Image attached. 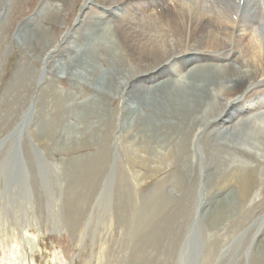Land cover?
Instances as JSON below:
<instances>
[{"label":"bare ground","instance_id":"6f19581e","mask_svg":"<svg viewBox=\"0 0 264 264\" xmlns=\"http://www.w3.org/2000/svg\"><path fill=\"white\" fill-rule=\"evenodd\" d=\"M49 1L51 4H58L51 5L45 15L47 20L55 12L60 17L63 13L70 12L71 6L72 11L74 7L77 9L74 15L69 14L75 21L71 35L75 39L64 45L54 62H58L56 65L59 74H66L70 84L68 94L59 97L54 110L58 112L59 118V115L76 118L75 122H65L59 131L57 148L70 151L69 147L77 146L92 127L99 129L100 122L111 113L112 110H108L109 114L103 113L106 103V97H102L104 94L84 96V91L79 95L71 91L73 86L95 83L94 85L102 88L114 86L126 89L123 92L124 98L129 101L123 104L126 113L121 127L124 133L138 127L133 138L126 142L128 157L136 161L141 159L140 150L158 147L157 156L166 149L170 162L181 163L180 169L144 191V201L135 211L136 226L131 240V254L126 264H157L150 257L151 251L158 249L159 241L164 246L166 239L173 233L178 217L183 216L186 202L192 200L198 192H195L196 182L192 187L187 184L188 181L185 183L188 174L192 173V160L187 161L188 151L195 147L193 143L198 135H201V143L207 150L208 172L206 187L201 196L206 197V201L198 212L199 241L198 244L195 242L193 249L199 254L205 247L200 264H207V261L216 257L215 246L222 241L221 235L215 232L216 229L220 226L227 229L228 220L235 218L244 209H249L253 202L251 198L254 186L264 184V169H260V162L264 160V49L261 51L264 48V0H246L240 19L241 26L237 39L235 38L236 46L232 49L229 47L233 44L234 36H229L232 29L229 30L228 26L236 28L237 23L235 24L231 11L238 12L241 6L234 1L213 0V4L212 0ZM216 2L223 5L224 9L221 7L223 10L218 11L214 5ZM150 6L152 10L149 11ZM42 15L43 13L39 16ZM208 23L212 28L215 27L213 23L218 24L216 31L223 29L230 43L225 37L213 34L209 30L211 27H205ZM27 26L24 25L19 34L22 42H26L28 34H31L30 29L26 30ZM185 28L187 36L182 31ZM31 31H34L33 36L36 38L51 35L49 30L40 26ZM244 31L258 36L255 40L253 38L247 41L239 55L240 46L245 39ZM23 64L26 66L19 70L9 87L10 97H13V93L20 92L24 84L33 79L32 64ZM51 71L55 69L52 68ZM54 79L53 76L52 81L43 87L38 98L36 118L38 123L42 120L37 129L31 130L33 135L55 129L56 117L44 116L38 109L40 103L43 105L42 110L53 103L57 92L53 85ZM92 115L98 116L99 120L90 121ZM80 126H83L82 132L77 131ZM101 138L102 135L100 137L99 133H94L91 142L98 144ZM33 145L37 144L33 141ZM27 146L26 149L23 147L22 154L21 146L12 144L11 154L5 155L1 163H6L8 167L10 160L13 161L14 166H10L9 173H14L15 183L23 189H29L24 154L31 161V167L36 172L38 170L37 176L46 180L45 184L49 183L47 180L50 178L58 185L62 181L59 185L61 188L65 182L69 183L66 208L72 219L71 227L77 228L86 203L90 200L89 190L93 187L95 177L107 166L104 167L103 162L105 164L111 160L108 159L110 151L104 149L99 154L84 153L67 158L56 167L58 174L54 175L55 168L53 165L48 166V158L45 160L43 152L36 155L35 150L32 151L29 146L27 150ZM36 149L38 151L39 147ZM33 153L36 157H33ZM32 160L38 162L33 163ZM229 169H232L230 173ZM221 178L222 185L217 192H213L211 186ZM126 181L125 174L118 166L114 176L109 179L112 191L107 194L108 199L114 195L115 213L122 208L116 203L118 196H121L123 207L129 201L131 209L134 206L131 192L127 188L123 193L117 192L118 187ZM39 182L35 180L34 184ZM236 183L239 184L238 190L232 187ZM175 192L180 195L183 193L181 201L175 198ZM235 196H240L247 202H237ZM168 206L173 211L169 216L164 214ZM111 208L113 207L108 209ZM193 208L195 209L194 205ZM189 213L191 214L188 216H191L194 212L189 210ZM122 219L125 220V216ZM164 220L168 221L165 226L161 225ZM205 227L209 229L210 240L204 235ZM157 231H160L159 237L155 236ZM179 233L177 231L169 250L175 248ZM263 241L261 239L256 244L261 260L264 259ZM194 261L196 263L197 260Z\"/></svg>","mask_w":264,"mask_h":264},{"label":"rangeland","instance_id":"374dc122","mask_svg":"<svg viewBox=\"0 0 264 264\" xmlns=\"http://www.w3.org/2000/svg\"><path fill=\"white\" fill-rule=\"evenodd\" d=\"M230 1L242 6L238 12L236 11L237 14L231 11L234 22L237 23L236 28L233 25L228 26L229 30L232 29L229 36H234L233 44L229 47L232 49L236 46L235 40L241 26L240 19H242L246 0H241V2L239 0ZM57 4V2L51 4L49 0H0V142H2L0 143V264H126V260L131 254V240L136 226L135 211L141 207L144 201V191L173 171L180 169L181 163L170 162L169 155L165 152L166 149L163 150V154L157 156L158 147L140 150L139 154L142 160L134 161L128 157L126 142L133 138L138 127L131 128L128 133H124L123 127H121L124 113H126L123 104L129 101L124 98L125 93L123 92L126 89L114 86L102 88L94 85L95 83H92L93 86L82 83L79 86H73L71 91L75 94L78 93V95L82 91H84L82 95L101 96L104 94L102 97H106L104 98L106 103L103 113L109 114L108 110H112L111 113L104 118L105 121L100 122L99 129L95 126L96 128L92 127L86 133L84 137L86 140L83 138L77 146L69 147L70 151L57 148L56 144L60 137L59 131L65 122H75L76 118L68 115L67 117L59 115V118L57 117L58 112L54 110L57 107L59 97H65L68 94L70 85L66 74H59L56 65L58 62H54L64 45L75 39V36H71L75 28V21L70 18L69 14L74 15L77 12L75 7L72 11L71 6L70 12L63 13L61 17L57 16V12H55L54 16L47 20L46 13L51 9V5L56 6ZM211 4H213V0ZM214 5L217 6L218 11L224 9V6L218 5L217 2ZM148 8L149 11L152 10V6ZM41 13L43 15L39 16ZM35 18L37 20L33 22L32 20ZM208 24L205 27H211ZM24 25H28L26 30L30 29L28 31L31 33L28 34V43L27 41L22 42L19 37ZM213 25L215 27L209 29L213 34L226 36L223 29L216 31L215 28L218 27V24L213 23ZM39 26L49 30L51 35L37 37L41 39L34 37V31L31 30ZM182 31L187 36V29H182ZM247 33L246 31L243 32L245 39L240 46L239 55L242 54L241 49L246 46L247 41L253 38L255 40L258 36ZM225 38L223 39L227 40V37ZM227 41L230 43V40ZM263 49L262 47L261 51ZM23 63L32 64L33 79L24 84V88L20 92H15L13 97H10L9 87L19 74V70L26 66ZM52 68L55 71H51ZM53 76L55 78L53 85L57 90L54 94L53 103L50 99L49 103L52 104L46 105V107L49 106L48 108L45 107L46 109L42 110L43 105L40 103L38 109L44 116L56 117L55 129L51 128L52 130L49 131V129V132L33 135L31 130L37 129L42 120L40 119L38 123V118H36L38 98L43 87L52 81ZM115 90L116 92H114ZM117 94H120V97ZM59 112L63 111L59 110ZM98 120V116H90V121ZM77 131L82 132L83 126L77 127ZM94 133H99L100 137L102 135L101 140L97 142L98 144L91 142ZM28 136L37 144L35 146L39 147L38 151ZM198 136L195 138L196 142L193 143L195 147L193 146L188 151L187 161L192 160V173L191 175L188 174V180L185 181V183L188 181L187 184L190 187L196 182L195 192H198L192 197V200L186 202V209L182 212L183 216L178 217L177 223L173 227V233L166 239L164 246L162 247V243L159 241L158 249L155 252L151 251L150 257L155 259L157 264H200L206 251L205 247L200 250L199 254L194 250L195 242L198 244L199 241L200 213L198 212L202 209V203L206 201V197L201 196L206 187L205 179L208 172L207 150L201 143V135ZM4 139H6L5 142H3ZM100 142L104 143L100 144ZM12 144L21 146L22 154L23 147L25 148L26 145L32 151L35 150L36 155L43 152L46 156L45 160L48 158V166L53 165L55 168L54 175L58 174L56 167L67 158L84 153L99 154L104 149L110 151L111 157L109 156L108 159L111 160L105 164L103 162L104 167L107 166L96 175L93 187L89 190L91 193L90 200L86 203L80 225L75 227L76 229L71 227L72 219L66 208L67 191L70 184L65 182L61 188L59 185L62 184V181L58 185L55 180L51 181L52 178L47 180L49 183L45 184L46 180L37 176L38 170L36 172L31 167V161L27 158V154H24L29 189H23L15 183L14 173H9L10 166H14L13 161L10 160L8 167L6 163H1L5 155L11 154ZM33 154L34 157L35 153ZM254 164L256 165V163ZM118 166L125 174L127 181L118 187L117 192L123 193L124 189L127 188L131 192L134 206L131 209L132 205L129 201L126 207H123L121 196H118L116 203L122 208L115 213L114 195L108 199L107 194L109 195V192L112 191L109 179L114 176ZM260 169H264V160L260 162ZM230 171L232 169H229L228 172L230 173ZM35 180L41 181L35 185ZM222 183L223 179L221 178L211 186V190L217 192ZM238 185L236 183L232 186L234 190H238ZM253 189L251 198L253 202L249 209H244L235 218L228 220L227 229L225 226L216 229L215 232L221 235L222 241L215 246L216 257L207 261V264H264V259L261 260V257H258L256 248V244L261 239L264 240V184L259 183ZM174 194L177 200L183 199V193L180 195L175 192ZM201 198H203L202 201ZM235 200L241 203L247 202L240 196L238 198L235 196ZM110 206L113 207L111 210L108 209ZM169 208L168 206L165 209V215L173 214ZM189 210L194 212L191 216H188L191 214ZM123 216H125V220L122 219ZM129 221L132 222L129 223ZM167 222L166 220L163 223L161 221V225L165 226ZM177 231L181 234L177 235L176 246L169 250ZM203 231L206 238L210 240L208 227H205ZM159 233L160 231H157L155 236L159 237ZM194 260H197L196 263Z\"/></svg>","mask_w":264,"mask_h":264}]
</instances>
